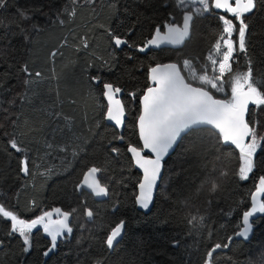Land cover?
I'll return each instance as SVG.
<instances>
[{
	"label": "trees",
	"instance_id": "obj_1",
	"mask_svg": "<svg viewBox=\"0 0 264 264\" xmlns=\"http://www.w3.org/2000/svg\"><path fill=\"white\" fill-rule=\"evenodd\" d=\"M65 7L68 12L58 18ZM73 7L75 16L70 18ZM195 7L199 5L188 0L186 10ZM21 10L29 19L21 18ZM170 14L175 21L183 15L176 0H5L0 7V201L29 220L54 208L76 209L70 218L73 232L60 238L47 257L50 237L43 230L32 231L25 252L23 238L9 235L10 220L0 219V264H203L215 243L229 244L214 253L215 264H264V213L252 219L250 238L227 239L242 225L243 212L251 207L250 193L264 175V142L254 156V171L241 180L239 152L210 127L193 128L164 160L150 210L135 206L140 173L127 145L139 146L136 116L139 96L150 84L149 68L172 60L183 70V60L191 59L199 70L209 63L206 57L221 34L219 17L232 18L216 11L194 16L181 46L136 50ZM245 22L247 52L238 53L232 67L246 72L250 60L253 76L264 80V0H256ZM109 28L119 29L128 44L115 47ZM25 62L33 74H42L30 86L23 84L25 74L20 71ZM93 76L102 82L92 81ZM103 82L123 90L127 115L121 129L104 120ZM257 118L264 121V106ZM258 131L264 134V127ZM13 133L30 158L27 175L19 171L22 154L8 146ZM119 136L123 140L113 139ZM93 165L102 169L98 176L109 185L103 200L76 187ZM213 182L216 191L211 190ZM86 207L95 213L92 219L84 215ZM192 216H203V223L189 224ZM120 220L126 222L122 237L109 250L105 239Z\"/></svg>",
	"mask_w": 264,
	"mask_h": 264
},
{
	"label": "snow or ice",
	"instance_id": "obj_2",
	"mask_svg": "<svg viewBox=\"0 0 264 264\" xmlns=\"http://www.w3.org/2000/svg\"><path fill=\"white\" fill-rule=\"evenodd\" d=\"M190 2L194 5L198 4L199 7L186 10L188 0H176L177 7L183 11L182 24H177L170 14V20L165 21L163 25H156L154 34L144 42L142 47H139V51L143 52L150 46L183 44L190 35L194 16H203L215 10H223L225 13H230L232 18L219 17L222 22L221 34L213 45V52H210L206 57L209 63L202 65L199 70L191 59L183 61V70L176 63H156L155 66L149 68L150 84L140 96V113L137 117L139 138L142 144L140 147L129 145L127 148V151L133 156L135 165L142 169V177L138 183L139 191L135 200L143 209H149L153 202L154 190L163 176L162 161L178 139L182 137V134L189 130L210 127L215 130L221 142L225 145H234L239 149L240 166L237 175L241 180L248 179L249 174L254 171L256 167L254 156L264 142V134L258 131L259 128L264 127V121L257 118L259 111L264 106V90H262L264 89V80L253 76L250 60L246 72H236L232 67L234 63H238L235 59L236 55L247 52L246 37L249 25L245 22L246 14L255 9L256 0H190ZM72 3L75 4L76 0H72ZM4 6L5 0H0V7ZM64 12H68L66 7L57 13V17L59 18ZM68 15L70 18L75 16L74 7ZM20 16L23 20L29 19L26 11L21 10ZM59 22L65 23L62 19ZM0 25H3L2 20H0ZM162 26L166 31H161ZM33 28L39 30L35 25ZM25 31L24 28H20V32ZM107 32L115 47L128 44V40L119 32V29L109 28ZM234 33L236 34L235 40L232 38ZM25 39H28L27 35H25ZM82 46L88 47L87 39L82 40ZM56 54L53 52L51 55L55 56ZM20 71L25 74L23 79L25 85L35 84L42 77L40 72L33 74L27 62L21 66ZM91 80L96 83L102 82L100 76H93ZM122 91L113 83L103 82L102 95L107 101L106 111L103 114L104 119L113 122L116 127L123 126L126 114L125 105L118 98V94ZM214 92L221 93L226 98L218 99ZM131 95L135 98L136 93ZM8 102L14 103L15 101ZM250 105L254 107H250ZM6 135L8 134L6 133ZM113 139L123 140V137H113ZM21 143L15 133L11 134L8 146L22 154V158L19 160V171L27 175L30 173V158ZM49 147L51 148L52 145ZM60 150L64 151L65 148L61 147ZM145 150H148L151 155H145ZM111 151L119 153L120 150L112 147ZM101 172L102 169L95 165L89 167L84 173L83 181L77 187L86 186L93 196L107 197L109 185L102 184L97 178ZM222 175H226V173H222ZM217 187L218 185L213 182L211 190L216 191ZM254 187L255 192L250 193L251 207L243 212V227L234 233L237 237L247 238L252 229L250 218L255 213H264V201L258 199V195L264 193V175L259 177L258 184ZM10 208L12 205L0 201V219L10 220L9 235L18 233L23 238L25 252L31 247L32 230L37 229L38 226H42L43 231L50 237L51 246L44 252L45 256L57 248L60 238H66L73 232L70 218L75 214L76 209L62 211L61 208H54L51 211H43L34 219L29 220L20 218L18 212L9 210ZM54 215L57 217L56 219H53ZM84 215L92 219L95 213L91 208L86 207ZM203 221V216H192L188 223L202 224ZM125 223L124 220H120L114 227H111L105 239L109 250L119 243ZM227 239L232 241L233 237L229 236ZM173 243L178 245L179 242L174 241ZM228 247V243L212 245L206 253L203 264H215L214 253ZM95 264H103V261L97 260Z\"/></svg>",
	"mask_w": 264,
	"mask_h": 264
},
{
	"label": "water",
	"instance_id": "obj_3",
	"mask_svg": "<svg viewBox=\"0 0 264 264\" xmlns=\"http://www.w3.org/2000/svg\"><path fill=\"white\" fill-rule=\"evenodd\" d=\"M216 12H224L223 10H215ZM178 24V23H177ZM181 24H182V20H181ZM162 32H164V31H166V29L165 28H163V30H161ZM190 32H191V29H190ZM154 34V33H153ZM152 34V35H153ZM152 35L150 36V37H148L146 40H148V39H150L151 37H152ZM189 37V36H188ZM187 37V38H188ZM186 38V39H187ZM185 39V40H186ZM145 40V41H146ZM144 41V42H145ZM184 43V42H183ZM144 44V43H143ZM143 44H140V45H137V46H135L134 48L136 49V50H138L139 51V47H142L143 46ZM182 45V44H181ZM181 45H170V44H163V45H161V46H159V47H162V46H167V47H172V48H176V47H179V46H181ZM159 47H157V46H150V47H148V48H146L145 49V51H143V52H141V51H139V52H141V53H144V52H146L148 49H156V48H159ZM119 48V47H118ZM157 63H160V64H168V63H176L178 66H179V64L176 62V61H172V60H170V61H164V62H157ZM156 64V63H155ZM155 64H153L151 67H153V66H155ZM148 73H149V70H148ZM149 86V85H148ZM148 86H146L145 88H144V90L148 87ZM143 90V91H144ZM102 91H103V84H102ZM143 91H142V93L140 94V96L141 95H143ZM140 96H139V111H138V114H137V116H136V131H137V136H138V140H139V146H137V147H140L141 146V144H142V142L140 141V138H139V131H138V127H137V117H138V115H139V113H140ZM104 98V97H103ZM118 98H119V94H118ZM216 98H218V99H224V98H222V97H217L216 96ZM120 99V98H119ZM104 100H105V102H106V104H107V101H106V99L104 98ZM250 106H252V105H250ZM106 111V110H105ZM125 118H126V114H125V117H124V120H125ZM105 120V119H104ZM107 123H109V124H112V125H114V123L113 122H111V121H107V120H105ZM124 124V123H123ZM115 126V125H114ZM116 127V126H115ZM122 127V126H121ZM121 127H117V128H119V129H121ZM183 135V134H182ZM178 141H179V139H178ZM178 141H177V143H178ZM176 143V144H177ZM176 144L173 146V148L172 149H170V151H169V154L173 151V149L175 148V146H176ZM129 145H133V144H128L127 145V148H128V146ZM134 146H136V145H134ZM234 148H235V146L234 145H232ZM238 152H239V149H237V148H235ZM128 152V151H127ZM128 154L130 155V157H131V159H132V163H133V165H134V167H135V169H137L138 171H139V173H140V178L142 177V169H139L138 168V166H136L135 165V162H134V159H133V156H132V154L131 153H129L128 152ZM144 154L145 155H151L149 152H148V150H145L144 151ZM168 154V155H169ZM168 155H166L165 156V158H164V160L166 159V157L168 156ZM164 160L162 161V165H164ZM87 170H85V172H86ZM84 172V173H85ZM162 172H163V168H162ZM84 173H83V175H82V177H81V179H80V181H79V183L78 184H80L82 181H83V178H84ZM97 178L99 179V177L97 176ZM139 178V179H140ZM100 180V179H99ZM160 181V180H159ZM159 181H158V184H159ZM101 182V181H100ZM138 183H139V180H138V182H137V184H136V193H135V197H136V195L138 194ZM83 189H85L86 191H88V192H90L91 193V191H90V189H88L86 186L85 187H82ZM157 189V188H156ZM156 189L154 190V193H153V201H154V197H155V193H156ZM256 190V189H255ZM255 190L253 191V192H255ZM263 194L264 193H261V194H259L258 195V199L259 200H261V198H262V196H263ZM92 195V194H91ZM93 196V195H92ZM135 197H134V200H135ZM93 198L94 199H96V200H102V199H104L105 197H95V196H93ZM152 204H153V202L150 204V207H149V209H143L140 205H138L137 203H136V200H135V206H136V208L137 209H139V210H141V211H148V210H150V208H151V206H152ZM250 208V207H249ZM249 208L247 209V210H249ZM52 210V209H51ZM50 210V211H51ZM246 210V211H247ZM261 213H255L254 214V216L252 217V218H250V222L252 223V219H255L256 217H258L259 215H260ZM242 220H243V217H242ZM117 223H119V221L117 222ZM116 223V224H117ZM115 226V225H114ZM113 226V227H114ZM39 227H41V228H43L42 226H39ZM243 227V224L240 226V228L239 229H237L235 232H238V231H240L241 230V228ZM252 231H253V229H251L250 230V232H249V234H248V237L246 238V239H248V238H250V236L252 235ZM234 232V233H235ZM234 233L231 235L232 237H233V239H242V238H245V237H237V236H235L234 235ZM47 234V233H46ZM48 235V234H47ZM51 253V252H50ZM49 253V254H50ZM45 257H47V256H45ZM95 264V263H94Z\"/></svg>",
	"mask_w": 264,
	"mask_h": 264
},
{
	"label": "flooded vegetation",
	"instance_id": "obj_4",
	"mask_svg": "<svg viewBox=\"0 0 264 264\" xmlns=\"http://www.w3.org/2000/svg\"><path fill=\"white\" fill-rule=\"evenodd\" d=\"M182 18H183V15H182V17H181L178 21H175V22L178 23V24H181V20H182ZM163 28H164V27L162 26V27H161V30H163ZM153 33H154V32H153ZM153 33H152V34H153ZM152 34H151V35H152ZM151 35H150V36H151ZM150 36H149V37H150ZM147 38H148V37H147ZM147 38H146V39H147ZM102 97H103V95H102ZM119 98L122 100V93L119 94ZM103 99H104V98H103ZM122 102H123V100H122ZM104 103H105V109H104V112H105V110H106V102H105V100H104ZM103 114H104V113H103ZM126 115H127V113H126ZM106 123H107V122H106ZM108 124H109V123H108ZM137 137H138V136H137ZM130 144H131V143H130ZM129 156H130V155H129ZM131 160H132V159H131ZM84 172H85V171H84ZM84 172H83V173H84ZM83 173H82V175H83ZM82 175H81V177H82ZM98 177H99V176H98ZM80 179H81V178H80ZM99 179H100V178H99ZM79 181H80V180H79ZM79 181H78V183H79ZM100 181H101V180H100ZM78 183L76 184V187H77ZM101 183H102V182H101ZM102 184H103V183H102ZM77 188H78V187H77ZM78 189L80 190V189H83V188H78ZM84 190H85V189H84ZM89 193H90V192H89ZM90 194H91V193H90ZM91 196H92V195H91ZM92 197H93V196H92ZM105 198H106V197H105ZM105 198H104V199H105ZM93 199H94V198H93ZM95 200H96V199H95ZM102 200H103V199H102ZM37 229H41V230H43V228H41V227H39V226L37 227ZM37 229H33L32 231H35V230H37Z\"/></svg>",
	"mask_w": 264,
	"mask_h": 264
},
{
	"label": "rangeland",
	"instance_id": "obj_5",
	"mask_svg": "<svg viewBox=\"0 0 264 264\" xmlns=\"http://www.w3.org/2000/svg\"><path fill=\"white\" fill-rule=\"evenodd\" d=\"M226 38V37H225ZM233 38V37H232ZM216 43V42H215ZM210 52H213V47H212V49L210 50ZM209 52V53H210ZM184 61V60H183ZM182 64H183V62H182ZM217 68H218V65H217ZM209 74L211 75V72H209ZM217 74H218V72H217ZM57 217L54 215L53 216V219H56ZM31 236V235H30Z\"/></svg>",
	"mask_w": 264,
	"mask_h": 264
}]
</instances>
